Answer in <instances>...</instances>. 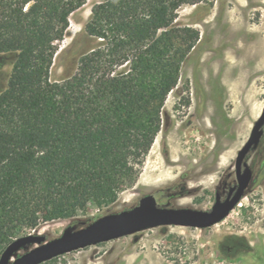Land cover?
I'll return each instance as SVG.
<instances>
[{"label": "trees", "instance_id": "16d2710c", "mask_svg": "<svg viewBox=\"0 0 264 264\" xmlns=\"http://www.w3.org/2000/svg\"><path fill=\"white\" fill-rule=\"evenodd\" d=\"M89 1L0 0V57H14L0 92V255L25 229L109 206L137 182L200 41L179 11L212 5L94 0L84 26L92 46L57 76L70 16ZM254 172L264 180V154Z\"/></svg>", "mask_w": 264, "mask_h": 264}, {"label": "rangeland", "instance_id": "374dc122", "mask_svg": "<svg viewBox=\"0 0 264 264\" xmlns=\"http://www.w3.org/2000/svg\"><path fill=\"white\" fill-rule=\"evenodd\" d=\"M211 1V6H184L179 11L178 23L200 30V41L165 102L161 130L137 182L109 206L90 203L84 214L25 229L18 237L39 232L50 240L69 225L81 229L104 215L132 208L147 194L163 207L209 210L222 183L236 182L237 153L264 110V0ZM93 2L70 16L63 43L66 54L54 68L57 76L72 70L78 56L92 46L84 26ZM13 59L0 57V92ZM263 154L264 135L247 159L253 170ZM255 181L254 172L245 196L211 227L158 226L42 264H264V180ZM233 240L244 245H234Z\"/></svg>", "mask_w": 264, "mask_h": 264}, {"label": "water", "instance_id": "95a60500", "mask_svg": "<svg viewBox=\"0 0 264 264\" xmlns=\"http://www.w3.org/2000/svg\"><path fill=\"white\" fill-rule=\"evenodd\" d=\"M264 135V110L254 123L250 136L237 153L236 182L225 197L219 190L211 209L163 207L153 194L139 199L136 206L104 215L84 228L69 225L64 232L48 240L46 235L29 233L15 238L0 255V264H42L58 256L164 225L208 228L223 221L245 196L254 170L248 156L255 151ZM22 250H25L21 253Z\"/></svg>", "mask_w": 264, "mask_h": 264}, {"label": "flooded vegetation", "instance_id": "af4514ba", "mask_svg": "<svg viewBox=\"0 0 264 264\" xmlns=\"http://www.w3.org/2000/svg\"><path fill=\"white\" fill-rule=\"evenodd\" d=\"M235 184V183H233ZM231 182H229L228 180H225L222 185L221 188L219 190V192L221 193L222 196L225 197V195L227 194L229 188L233 185Z\"/></svg>", "mask_w": 264, "mask_h": 264}, {"label": "built area", "instance_id": "2783aa9c", "mask_svg": "<svg viewBox=\"0 0 264 264\" xmlns=\"http://www.w3.org/2000/svg\"><path fill=\"white\" fill-rule=\"evenodd\" d=\"M62 256V255H61ZM58 257H60V256H58ZM58 257H56V258H58Z\"/></svg>", "mask_w": 264, "mask_h": 264}, {"label": "bare ground", "instance_id": "6f19581e", "mask_svg": "<svg viewBox=\"0 0 264 264\" xmlns=\"http://www.w3.org/2000/svg\"><path fill=\"white\" fill-rule=\"evenodd\" d=\"M49 228V227H48Z\"/></svg>", "mask_w": 264, "mask_h": 264}]
</instances>
